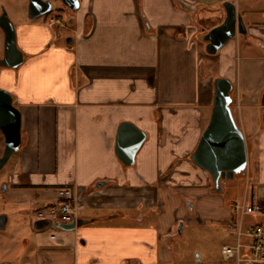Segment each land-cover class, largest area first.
Masks as SVG:
<instances>
[{"label": "crops", "instance_id": "crops-1", "mask_svg": "<svg viewBox=\"0 0 264 264\" xmlns=\"http://www.w3.org/2000/svg\"><path fill=\"white\" fill-rule=\"evenodd\" d=\"M80 2L78 12L64 11L69 27L60 19L61 30L53 21L18 25L25 63L0 70V89L22 114L23 144L6 191L30 230L17 264H205L176 252L191 227L211 229L209 241L218 244L209 253L222 260V248L236 241L234 204L264 202L249 204L247 193L228 197L231 180L217 193L192 160L214 99L202 44L233 2L248 34L225 46L218 78L233 83L232 109L248 146V169L239 177L264 185V21L254 17L264 0ZM4 48L0 29V55ZM126 123L146 134L133 167L116 153ZM64 188L74 194L78 219L93 222L34 233L28 215L39 221L37 212L61 205Z\"/></svg>", "mask_w": 264, "mask_h": 264}, {"label": "water", "instance_id": "water-1", "mask_svg": "<svg viewBox=\"0 0 264 264\" xmlns=\"http://www.w3.org/2000/svg\"><path fill=\"white\" fill-rule=\"evenodd\" d=\"M61 3L76 13L81 8L80 0H61ZM225 21L211 30L204 37L207 44L206 53L211 56L219 52L239 35L248 34L243 17L238 13L233 2L224 5ZM52 4L44 0H29V19L36 20L51 13ZM0 29L5 36L4 57L0 60V68L19 69L25 63V55L18 47L17 30L6 10L0 16ZM72 42L69 39L67 43ZM213 109L209 125L204 131L198 147L192 156L193 162L211 175L214 190L223 191L229 180H234L247 172L248 146L242 128L236 122L233 113L235 100L232 96L234 86L227 78H218L214 81ZM263 123H264V93L262 96ZM0 131L5 139L4 153L0 157V172L5 170L13 156L20 152L23 144L22 114L15 105L14 96L0 89ZM146 141V134L130 123L120 127L117 138L116 153L126 167L136 164V157ZM102 183L99 187L105 186ZM93 221L77 219L71 224H55L44 219L34 223L37 232L48 229L72 232ZM6 219L0 223V230L5 229ZM183 224L179 233L182 234ZM200 261V260H199Z\"/></svg>", "mask_w": 264, "mask_h": 264}, {"label": "rangeland", "instance_id": "rangeland-1", "mask_svg": "<svg viewBox=\"0 0 264 264\" xmlns=\"http://www.w3.org/2000/svg\"><path fill=\"white\" fill-rule=\"evenodd\" d=\"M53 1L55 3V7L52 14H50L49 17L40 18L34 21H31L28 18L29 0H0V14L2 12V9L4 8L7 11L11 21L14 23L15 27L26 23L44 25L47 22L48 24H50L52 22L51 17L53 18L61 17L60 19H62L64 24L68 26L69 20L66 17H62L58 12V10L61 8L62 3L60 2V0H53ZM257 13H259V15L257 17L256 16L254 17L260 18L261 20L264 21V11L263 12L260 11ZM66 30L67 29L63 30L64 34L67 33ZM64 42H65V38L63 37L58 42V44L60 45L63 44ZM206 46L207 44L204 42L202 44V53L204 55L203 58L204 66L210 72L212 78L216 80L218 79V71L221 65V64L218 65L217 60L220 58L222 54L221 52H223V50L226 49V47L223 48L217 56L216 55L211 56V55H207ZM214 92H215V88H214ZM234 111H235L236 122L239 123V117H240L239 112L237 109ZM3 146L5 147L4 136L0 131V152L3 149ZM18 154L19 153L13 156L9 166L4 170V172H2L3 174L2 173L0 174V181L5 180L8 183V179L12 174V170H13L12 167L17 161ZM245 181H242V179L239 176H237L234 180L229 181V184L227 185L228 188L227 196L229 197L231 194L244 195V193H247L249 204L258 201L264 202V185H259V183H254V181H252L251 179L248 184H247V179ZM59 206L56 208L59 209ZM16 208H17L16 205L11 201V193L9 192L3 193L0 190V214L7 213L10 216L9 226L5 231H0V255L2 257L0 263L2 261H6V263H10V264L21 263L23 261L22 253H24L26 251L25 249L27 248V247L24 248L25 240L23 238L24 237H27L28 239L30 238L28 233L30 230L25 231L24 229L25 226L24 220H27V218L23 216L24 220L20 219V215L18 214V212H16L17 210ZM39 208L40 206H34L32 207L31 210L36 212L39 210ZM28 218L30 225L36 221V215L34 214L30 216L28 215ZM247 219L248 221H253L255 223L256 222L264 223V217L258 218L256 216H252V217H247ZM202 230H206V232L209 234L205 235L202 232ZM21 231H23L22 234L19 233ZM47 231L55 232V230H51V229H48ZM35 232L36 231L34 230V233ZM211 232L212 231L209 228L200 229L196 227H191L186 229L185 241L183 242L181 237L177 239L178 249L176 250V252L179 251L180 253H182V255L189 256L195 259L196 261H198V257H199V260L205 264L208 263L229 264L226 263L223 258L221 260V257L219 258V256L210 255L209 253L210 247L216 249L217 247L216 245L218 244V243H211L209 241L208 237L211 236L210 235ZM27 250L29 252L33 251L30 249ZM223 260L225 263L223 262Z\"/></svg>", "mask_w": 264, "mask_h": 264}, {"label": "built area", "instance_id": "built-area-1", "mask_svg": "<svg viewBox=\"0 0 264 264\" xmlns=\"http://www.w3.org/2000/svg\"><path fill=\"white\" fill-rule=\"evenodd\" d=\"M214 89V85H213ZM207 176H211L205 171ZM62 204L51 212H40L38 219H50L55 223L71 224L78 219L75 207V197L70 188L59 191ZM263 217L264 205H248L235 203L233 206V220L229 227L235 230L236 241L233 245L222 248L224 260L233 264H264V225L247 221V217ZM246 218V222H245ZM60 224V223H59Z\"/></svg>", "mask_w": 264, "mask_h": 264}, {"label": "flooded vegetation", "instance_id": "flooded-vegetation-1", "mask_svg": "<svg viewBox=\"0 0 264 264\" xmlns=\"http://www.w3.org/2000/svg\"><path fill=\"white\" fill-rule=\"evenodd\" d=\"M44 1H46V2H50L51 4H52V11H51V13H48V14H46V15H44L43 17H41V18H44V17H49L50 16V14H52V12L54 11V7H55V3H54V1L53 0H44ZM60 2H61V0H60ZM5 9L3 8L2 9V12H1V14H0V16L3 14V11H4ZM67 10H69V11H71L70 9H67L63 4L61 5V8L58 10V12H59V14L61 15V16H63V14H64V11H67ZM28 14H29V6H28ZM28 18H29V16H28ZM52 18V17H51ZM38 19H40V18H38ZM53 22H56V24L60 27L59 29L61 30V28L62 27H64V28H66L67 26H65L62 22H60V18L58 19V18H54V20H52ZM3 57H4V52H3V54L2 55H0V60L1 59H3ZM4 142H5V139H4ZM3 153H4V146H3V149H2V151L0 152V157H2V155H3ZM2 172H4V170L2 171ZM2 172H0V174L2 173ZM3 174V173H2ZM0 190L3 192V193H7L6 191L8 190L7 189V181H5V180H3V181H0ZM6 219V217H5V214L4 213H2V214H0V223L2 222V220H5ZM40 220V219H39ZM42 220V219H41ZM37 221V220H36ZM7 223H8V221H7V219H6V227H7ZM60 224H63V223H61V222H59ZM59 223H56V224H59ZM6 227H5V229H6ZM5 229H3V230H0V231H5ZM35 230V229H34ZM54 230V229H53ZM36 231V230H35ZM37 232V231H36ZM2 257H1V255H0V260H2L1 259ZM0 264H10V263H6V261H2Z\"/></svg>", "mask_w": 264, "mask_h": 264}]
</instances>
